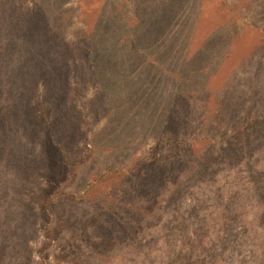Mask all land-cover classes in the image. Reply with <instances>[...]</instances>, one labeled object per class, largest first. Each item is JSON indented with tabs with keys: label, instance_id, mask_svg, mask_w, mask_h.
I'll use <instances>...</instances> for the list:
<instances>
[{
	"label": "rangeland",
	"instance_id": "1",
	"mask_svg": "<svg viewBox=\"0 0 264 264\" xmlns=\"http://www.w3.org/2000/svg\"><path fill=\"white\" fill-rule=\"evenodd\" d=\"M0 264H264V0H0Z\"/></svg>",
	"mask_w": 264,
	"mask_h": 264
},
{
	"label": "trees",
	"instance_id": "2",
	"mask_svg": "<svg viewBox=\"0 0 264 264\" xmlns=\"http://www.w3.org/2000/svg\"><path fill=\"white\" fill-rule=\"evenodd\" d=\"M50 203H48V205L46 206V208L48 209L49 207H50V205H49Z\"/></svg>",
	"mask_w": 264,
	"mask_h": 264
}]
</instances>
